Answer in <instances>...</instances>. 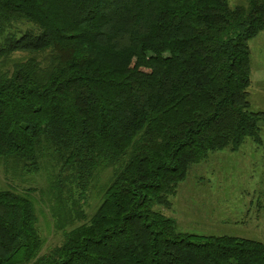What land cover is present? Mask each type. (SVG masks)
Listing matches in <instances>:
<instances>
[{
  "label": "trees",
  "instance_id": "1",
  "mask_svg": "<svg viewBox=\"0 0 264 264\" xmlns=\"http://www.w3.org/2000/svg\"><path fill=\"white\" fill-rule=\"evenodd\" d=\"M248 1L0 0V159L81 195L118 167L48 255L31 201L0 191V264H264L263 243L154 209L210 152L263 144L248 90L264 0Z\"/></svg>",
  "mask_w": 264,
  "mask_h": 264
},
{
  "label": "rangeland",
  "instance_id": "2",
  "mask_svg": "<svg viewBox=\"0 0 264 264\" xmlns=\"http://www.w3.org/2000/svg\"><path fill=\"white\" fill-rule=\"evenodd\" d=\"M229 4L248 7L249 1L229 0ZM249 48V101L253 111L264 112V31L249 41ZM260 127L263 144L248 138L239 151L210 152L190 167L177 193L169 198L171 207L154 209L174 219L180 233L240 237L264 244V125ZM106 168L99 172L90 190L81 195L68 182L64 186L52 167L26 173L11 160L0 159V191L14 192L33 204L43 239L40 255L62 246L71 231L95 214L118 167ZM256 220L260 221L259 231H254L259 222Z\"/></svg>",
  "mask_w": 264,
  "mask_h": 264
},
{
  "label": "crops",
  "instance_id": "3",
  "mask_svg": "<svg viewBox=\"0 0 264 264\" xmlns=\"http://www.w3.org/2000/svg\"><path fill=\"white\" fill-rule=\"evenodd\" d=\"M256 221H259V220H256ZM260 221L258 222V224H256L255 225V227H254V231L256 230V231H259L260 230Z\"/></svg>",
  "mask_w": 264,
  "mask_h": 264
}]
</instances>
